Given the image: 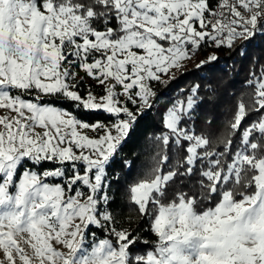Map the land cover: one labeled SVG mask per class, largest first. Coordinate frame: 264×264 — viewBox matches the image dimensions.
Masks as SVG:
<instances>
[{
    "label": "snow or ice",
    "instance_id": "obj_1",
    "mask_svg": "<svg viewBox=\"0 0 264 264\" xmlns=\"http://www.w3.org/2000/svg\"><path fill=\"white\" fill-rule=\"evenodd\" d=\"M257 35L264 0H0V264H264V67L216 145L195 129L198 84L158 110L151 166L125 191L155 237L145 251L117 226L108 172L157 103L153 81L183 75L202 44ZM101 110L107 123L77 114ZM92 226L104 236L89 243Z\"/></svg>",
    "mask_w": 264,
    "mask_h": 264
},
{
    "label": "trees",
    "instance_id": "obj_2",
    "mask_svg": "<svg viewBox=\"0 0 264 264\" xmlns=\"http://www.w3.org/2000/svg\"><path fill=\"white\" fill-rule=\"evenodd\" d=\"M242 42L237 41V45ZM215 54L218 59L197 69L196 65L202 60H207L211 54ZM193 58V59H192ZM190 61L186 62L181 69L184 73L174 70L176 79L168 85L153 81L151 87L157 93V103L154 104L151 112L146 117L139 120L135 130L129 138L122 144L116 153L111 167L108 169L109 175L118 177V182H113L110 195L113 197L111 211L118 222V227H132L137 229V234L142 241L138 243L133 252L145 251L150 247L155 237L147 230V225L139 222L134 206L125 196L127 186L136 180L139 175L151 166V157L155 154L150 144L154 134L158 132L159 111L168 101L186 96L191 86L199 85V96L203 97V102L199 104L194 114V123L197 133H203L216 145V142L224 132L226 121L231 119L232 111L240 101L247 103L252 89L248 86V80L254 79L252 73L260 74L264 67V36L257 35L242 47H215L202 44L200 49L191 56ZM189 60V59H188ZM83 75V73H81ZM167 76V75H166ZM163 80H168L163 79ZM92 87L94 92L101 93V89L91 79H87L82 89ZM62 107L72 110L71 104H63ZM79 117L88 122H105L111 117L103 111H91L77 113ZM255 115H249L244 121L247 126L249 121L255 120ZM208 120L212 123L209 125ZM193 121H188L191 126ZM238 140V138H237ZM169 163L174 162V156L169 151ZM128 161L130 164H126ZM46 165H53L45 163ZM131 218V225L128 219ZM89 234L95 233L97 239L103 238L104 233L101 229L92 226L88 229Z\"/></svg>",
    "mask_w": 264,
    "mask_h": 264
},
{
    "label": "rangeland",
    "instance_id": "obj_3",
    "mask_svg": "<svg viewBox=\"0 0 264 264\" xmlns=\"http://www.w3.org/2000/svg\"><path fill=\"white\" fill-rule=\"evenodd\" d=\"M193 59V58H192ZM191 58L188 60V59H185L184 61H183V64H185L186 62H188V61H190V60H192ZM174 70H176V69H172L171 70V72H173ZM168 79V76H162V79ZM151 85H152V83H151ZM87 89V88H86ZM95 93H97V92H95ZM97 94H100V93H97ZM121 99H123V97H121ZM129 107L130 108H133V105H131V104H129ZM102 111V110H101ZM6 114V112H5V110L4 109H0V115H5ZM94 123H97V122H94ZM89 124H92V123H89ZM86 134L87 135H89L90 137H96L99 133H97V132H93V131H91V130H87V132H86ZM55 167V165H46V164H43L41 167H40V169H38L39 171H42L43 169H51V168H54ZM49 182L51 183V182H59V181H53L51 178L49 179ZM90 241H91V233H90V235H89V238H88V242L90 243Z\"/></svg>",
    "mask_w": 264,
    "mask_h": 264
},
{
    "label": "built area",
    "instance_id": "obj_4",
    "mask_svg": "<svg viewBox=\"0 0 264 264\" xmlns=\"http://www.w3.org/2000/svg\"><path fill=\"white\" fill-rule=\"evenodd\" d=\"M211 3L213 5V7H215L216 6V3H217V0H211Z\"/></svg>",
    "mask_w": 264,
    "mask_h": 264
}]
</instances>
